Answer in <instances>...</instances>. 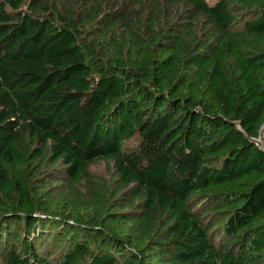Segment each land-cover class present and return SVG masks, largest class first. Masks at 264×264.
<instances>
[{"label": "trees", "instance_id": "1", "mask_svg": "<svg viewBox=\"0 0 264 264\" xmlns=\"http://www.w3.org/2000/svg\"><path fill=\"white\" fill-rule=\"evenodd\" d=\"M263 125L264 0H0V264H264Z\"/></svg>", "mask_w": 264, "mask_h": 264}, {"label": "rangeland", "instance_id": "2", "mask_svg": "<svg viewBox=\"0 0 264 264\" xmlns=\"http://www.w3.org/2000/svg\"><path fill=\"white\" fill-rule=\"evenodd\" d=\"M216 1L217 0H208V2L211 5H214L216 3ZM263 137H264V134H263ZM91 171L95 176H97L99 178H102L105 180L109 179L110 172H109V169L105 163H100V164L94 166L91 169Z\"/></svg>", "mask_w": 264, "mask_h": 264}, {"label": "built area", "instance_id": "3", "mask_svg": "<svg viewBox=\"0 0 264 264\" xmlns=\"http://www.w3.org/2000/svg\"><path fill=\"white\" fill-rule=\"evenodd\" d=\"M263 134H264V125L261 128L259 137L254 139V141H255V143H256V145L258 147H260V148H262L264 150V137H263Z\"/></svg>", "mask_w": 264, "mask_h": 264}]
</instances>
